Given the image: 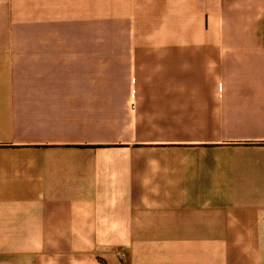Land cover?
I'll return each instance as SVG.
<instances>
[{"label":"crops","instance_id":"crops-1","mask_svg":"<svg viewBox=\"0 0 264 264\" xmlns=\"http://www.w3.org/2000/svg\"><path fill=\"white\" fill-rule=\"evenodd\" d=\"M0 264H264V0H0Z\"/></svg>","mask_w":264,"mask_h":264},{"label":"rangeland","instance_id":"rangeland-1","mask_svg":"<svg viewBox=\"0 0 264 264\" xmlns=\"http://www.w3.org/2000/svg\"><path fill=\"white\" fill-rule=\"evenodd\" d=\"M15 39H24V34H16Z\"/></svg>","mask_w":264,"mask_h":264},{"label":"built area","instance_id":"built-area-1","mask_svg":"<svg viewBox=\"0 0 264 264\" xmlns=\"http://www.w3.org/2000/svg\"><path fill=\"white\" fill-rule=\"evenodd\" d=\"M120 255H121V258H124V253H121Z\"/></svg>","mask_w":264,"mask_h":264}]
</instances>
